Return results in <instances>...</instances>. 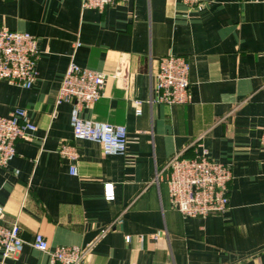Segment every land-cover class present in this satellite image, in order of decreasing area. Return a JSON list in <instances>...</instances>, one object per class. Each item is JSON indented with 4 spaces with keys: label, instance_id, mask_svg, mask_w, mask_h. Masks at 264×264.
Returning <instances> with one entry per match:
<instances>
[{
    "label": "crops",
    "instance_id": "0c3cea01",
    "mask_svg": "<svg viewBox=\"0 0 264 264\" xmlns=\"http://www.w3.org/2000/svg\"><path fill=\"white\" fill-rule=\"evenodd\" d=\"M0 27L31 34L40 51L32 88L0 81V116L23 108L37 127L0 167L5 222L18 221L26 241L11 264H53L31 245L37 234L51 248L92 246L85 264H264V0L197 8L118 0L103 10H84L81 0H0ZM169 54L191 65L186 105L156 102L159 59ZM72 62L109 76L104 97L81 117L125 126L126 156L74 138L72 105H56ZM200 138L232 167L230 208L184 218L171 204L166 165L179 152L200 153ZM64 147L78 155V176Z\"/></svg>",
    "mask_w": 264,
    "mask_h": 264
},
{
    "label": "built area",
    "instance_id": "2783aa9c",
    "mask_svg": "<svg viewBox=\"0 0 264 264\" xmlns=\"http://www.w3.org/2000/svg\"><path fill=\"white\" fill-rule=\"evenodd\" d=\"M82 9L103 10L118 0H81ZM128 1V0H124ZM190 8H197L203 0H183ZM40 51L38 40L26 32L12 31L0 27V81L30 89L36 82V65ZM191 65L187 58L169 54L159 59L156 73V89L159 96L156 102L168 106L186 105L191 102L190 89ZM122 72L113 78H121ZM109 76L103 72L81 67L72 62L63 78L58 92L56 105L71 104V126L74 138L97 143L105 156H126L128 130L123 125H113L83 119L81 111L92 108L104 97ZM141 102L136 101V115H142ZM37 130L27 110L16 108L11 116H0V167L6 168L16 156V143L26 140ZM202 139L194 145L200 153L193 157L186 151L173 155L166 165L169 197L173 207L184 218H207L226 213L230 208L229 186L233 180L231 165L214 160L203 146ZM264 146V127L262 134ZM62 155L69 157L75 164L70 173L78 176L76 166L78 155L69 147L62 149ZM159 181V174L156 177ZM108 201L115 198L112 184L105 186ZM4 208L0 206V264H11L10 260L20 254L26 241L22 238V228L18 221L7 224ZM120 222V220H119ZM130 236L126 242L131 243ZM36 250L50 256L53 264H85L91 247L58 246L51 248L42 234H37L31 243Z\"/></svg>",
    "mask_w": 264,
    "mask_h": 264
}]
</instances>
